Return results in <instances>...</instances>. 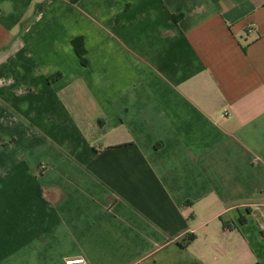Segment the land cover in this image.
Returning <instances> with one entry per match:
<instances>
[{"label":"crops","instance_id":"crops-1","mask_svg":"<svg viewBox=\"0 0 264 264\" xmlns=\"http://www.w3.org/2000/svg\"><path fill=\"white\" fill-rule=\"evenodd\" d=\"M71 257L264 264V0H0V264Z\"/></svg>","mask_w":264,"mask_h":264},{"label":"trees","instance_id":"trees-1","mask_svg":"<svg viewBox=\"0 0 264 264\" xmlns=\"http://www.w3.org/2000/svg\"><path fill=\"white\" fill-rule=\"evenodd\" d=\"M72 45L73 48L75 50V53L77 55V57L79 58L80 62L82 65L86 64V60H85V49L83 46V42L81 38H76L72 41ZM190 240H192V238H189L187 242H189Z\"/></svg>","mask_w":264,"mask_h":264},{"label":"built area","instance_id":"built-area-1","mask_svg":"<svg viewBox=\"0 0 264 264\" xmlns=\"http://www.w3.org/2000/svg\"><path fill=\"white\" fill-rule=\"evenodd\" d=\"M65 264H88L84 257H71L64 261Z\"/></svg>","mask_w":264,"mask_h":264}]
</instances>
